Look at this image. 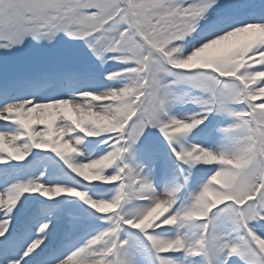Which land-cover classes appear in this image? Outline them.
Instances as JSON below:
<instances>
[{
    "label": "snow or ice",
    "instance_id": "1",
    "mask_svg": "<svg viewBox=\"0 0 264 264\" xmlns=\"http://www.w3.org/2000/svg\"><path fill=\"white\" fill-rule=\"evenodd\" d=\"M0 264H264V0H0Z\"/></svg>",
    "mask_w": 264,
    "mask_h": 264
},
{
    "label": "rangeland",
    "instance_id": "2",
    "mask_svg": "<svg viewBox=\"0 0 264 264\" xmlns=\"http://www.w3.org/2000/svg\"><path fill=\"white\" fill-rule=\"evenodd\" d=\"M227 47V42L224 45L217 46L218 51H222Z\"/></svg>",
    "mask_w": 264,
    "mask_h": 264
}]
</instances>
